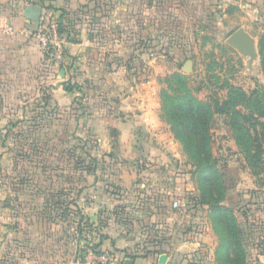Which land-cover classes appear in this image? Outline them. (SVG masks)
Listing matches in <instances>:
<instances>
[{
	"label": "rangeland",
	"instance_id": "rangeland-1",
	"mask_svg": "<svg viewBox=\"0 0 264 264\" xmlns=\"http://www.w3.org/2000/svg\"><path fill=\"white\" fill-rule=\"evenodd\" d=\"M110 6L113 20L129 31L138 25L128 35L125 64L139 80L151 82L166 129L161 99L179 84L209 105L212 155L225 183L221 204L235 215L245 264H264V0H112ZM110 30L119 37V30ZM237 30L247 36L243 46L230 40ZM9 106L0 119L2 254L8 247L17 257L27 255L35 243L62 235L67 259L71 229L78 224L86 231L104 226L117 232L137 220L132 212L141 204L139 195L123 190L119 181H192L193 194L182 195L189 202L182 206L210 235L214 248L210 244L204 253L206 264H219L215 247L224 225L218 227L215 204L200 202V170L171 132L169 153L150 156L139 148L135 164L123 163L113 148L101 152L96 138L72 137L71 122L43 115L40 105ZM9 108L14 115L8 121ZM57 227L63 234L54 233ZM232 257L223 255L222 262L232 264Z\"/></svg>",
	"mask_w": 264,
	"mask_h": 264
},
{
	"label": "crops",
	"instance_id": "crops-1",
	"mask_svg": "<svg viewBox=\"0 0 264 264\" xmlns=\"http://www.w3.org/2000/svg\"><path fill=\"white\" fill-rule=\"evenodd\" d=\"M111 2L0 0V119L5 106L35 103L54 121H70L72 137L96 138L101 152L109 153L113 148L123 163H130L139 148L150 156L161 155L171 151L170 142L174 141L157 116L159 104L152 97L151 82L127 71L128 35H133L138 25L130 26L129 31L121 20H113ZM30 5L40 8L39 25L63 11L73 18L69 30L76 41L67 42L68 59L63 68L48 63L40 52L33 36L36 22L27 17ZM120 7L126 13L131 11L128 6ZM111 28L119 30V37H113ZM13 115L9 108L7 120ZM161 138H169L168 143ZM155 184L159 188L142 181H119L123 190L139 195L136 200L141 204L132 212L137 220L116 227L117 232L94 226L90 237H81L71 229L72 251L67 259L59 235L50 242L35 243L33 252L19 257L8 247L3 254L0 249V264H107L105 257L109 255L119 264L128 259L131 264H206L209 245L214 248L210 235L193 224L194 216L182 206L183 200L184 205L189 203L182 195L193 194V182ZM54 233L63 234V228H55ZM81 248L83 261L79 258Z\"/></svg>",
	"mask_w": 264,
	"mask_h": 264
},
{
	"label": "trees",
	"instance_id": "trees-1",
	"mask_svg": "<svg viewBox=\"0 0 264 264\" xmlns=\"http://www.w3.org/2000/svg\"><path fill=\"white\" fill-rule=\"evenodd\" d=\"M72 19L69 18V14L66 11H63L56 19H49L45 23L47 24L54 20L57 34L63 35L67 42H75L76 40L70 37L69 30ZM65 54L68 58L66 50ZM161 109L163 113L159 115L160 119L168 123L173 137L181 143L183 151L200 170L201 181H198L200 202L209 205L215 204L213 212L218 217V222L216 221L218 227L221 224L224 225V229L220 232V242L215 247V261L219 262V264H224L222 262L223 255L232 254V264H245L244 250L239 244L236 235L235 215L230 208L221 204L225 198V183L221 179L212 155L209 134L211 109L209 105L196 100L179 84L177 90H174L171 94L166 93L162 97ZM219 216L220 218L221 216H229L230 219L222 221ZM84 219L86 218L81 217L80 220ZM73 229L81 237H83L84 232H89L79 224ZM90 248L95 249V245L91 244ZM80 250L79 258L83 261L84 248Z\"/></svg>",
	"mask_w": 264,
	"mask_h": 264
},
{
	"label": "built area",
	"instance_id": "built-area-1",
	"mask_svg": "<svg viewBox=\"0 0 264 264\" xmlns=\"http://www.w3.org/2000/svg\"><path fill=\"white\" fill-rule=\"evenodd\" d=\"M1 30V29H0ZM34 38L38 42L40 52L44 59L53 65L63 68L67 64V57L65 54V47L67 40L63 35H58L56 32L55 21L40 24L33 33ZM177 206V202L173 203ZM107 264H119V262L112 256H106Z\"/></svg>",
	"mask_w": 264,
	"mask_h": 264
},
{
	"label": "water",
	"instance_id": "water-1",
	"mask_svg": "<svg viewBox=\"0 0 264 264\" xmlns=\"http://www.w3.org/2000/svg\"><path fill=\"white\" fill-rule=\"evenodd\" d=\"M39 15L40 8L36 5H30L27 8V17L33 19L36 22V28L39 26ZM230 40L239 46H243L247 40L246 34L242 30H237L234 34L231 35ZM131 260H126L124 264H131Z\"/></svg>",
	"mask_w": 264,
	"mask_h": 264
}]
</instances>
